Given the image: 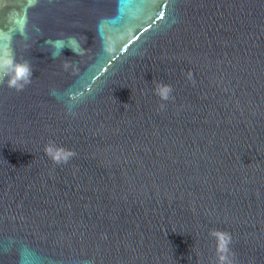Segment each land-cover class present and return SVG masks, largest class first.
I'll return each mask as SVG.
<instances>
[{
    "label": "clouds",
    "instance_id": "1",
    "mask_svg": "<svg viewBox=\"0 0 264 264\" xmlns=\"http://www.w3.org/2000/svg\"><path fill=\"white\" fill-rule=\"evenodd\" d=\"M34 4L36 0H31ZM9 37H6L5 42L0 44V83L7 82L8 87L14 88L17 91H22L32 81L33 67L28 61H19L16 58L15 51L8 42ZM75 43V41H73ZM55 45L59 46V52L65 47L64 41H55ZM70 48L73 52L80 55L83 54V50H79V45ZM68 65H65L67 69ZM189 80L193 79V74L189 71L187 73ZM155 95L162 101H168L172 99V86L158 82L155 85ZM161 108L165 105L161 104ZM45 154L57 165L67 164L73 157L76 156V152L71 149H67L63 146L57 145L54 141L49 142L44 148ZM210 236L217 241V264H233L231 259V253L229 244L231 242V236L227 232L218 230L210 231Z\"/></svg>",
    "mask_w": 264,
    "mask_h": 264
}]
</instances>
